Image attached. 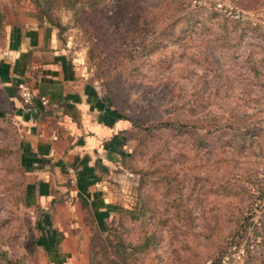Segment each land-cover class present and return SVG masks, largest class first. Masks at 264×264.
I'll list each match as a JSON object with an SVG mask.
<instances>
[{
  "label": "rangeland",
  "instance_id": "1",
  "mask_svg": "<svg viewBox=\"0 0 264 264\" xmlns=\"http://www.w3.org/2000/svg\"><path fill=\"white\" fill-rule=\"evenodd\" d=\"M0 8V56L12 26L49 21L80 77L127 122L96 183L75 181L67 163L42 186L20 162L21 124L2 110L0 264H87L98 226L103 257L114 240L137 244L154 228V244L126 263L206 264L214 213L219 264H244L245 247L250 264H264V0H0ZM142 200L144 215L133 217L128 209ZM234 209L248 216L238 244L225 219Z\"/></svg>",
  "mask_w": 264,
  "mask_h": 264
},
{
  "label": "crops",
  "instance_id": "2",
  "mask_svg": "<svg viewBox=\"0 0 264 264\" xmlns=\"http://www.w3.org/2000/svg\"><path fill=\"white\" fill-rule=\"evenodd\" d=\"M21 79L34 93L26 105L16 91ZM39 96L47 97V103L40 105ZM34 104L39 110L32 119L26 108ZM2 110L12 111L13 118L21 124L19 128L27 140L22 141L20 162L24 168L40 172L36 179L42 186L56 172L62 174L67 163L74 170L75 181L81 179L88 186L96 183L97 171L106 166L105 152H110L112 136L127 125L125 120L113 117L97 92L80 77L49 21L11 27L6 50L0 56ZM49 164L53 172L45 168ZM41 193L47 194V189L42 188Z\"/></svg>",
  "mask_w": 264,
  "mask_h": 264
},
{
  "label": "trees",
  "instance_id": "3",
  "mask_svg": "<svg viewBox=\"0 0 264 264\" xmlns=\"http://www.w3.org/2000/svg\"><path fill=\"white\" fill-rule=\"evenodd\" d=\"M212 15V13L210 14ZM209 15V17H211ZM1 8H0V23H1ZM174 22V21H173ZM183 31V29H182ZM170 34H173L172 31H169ZM2 115V112H0V116ZM114 115V112H113ZM115 118H122L121 115H114ZM126 118V117H123ZM131 122L129 118H126ZM224 188V187H223ZM225 189V188H224ZM141 198V197H140ZM146 210L145 202L142 200L141 203L138 205V208L136 209H128V212L133 216H143L144 212ZM218 215L212 214V220L211 218H207V223L212 221V232L216 236V241L212 243V260L206 264H219L221 252L225 250V245L218 244V240H220L223 234L220 226L217 225V222L219 219H215ZM226 222L231 223L230 230L228 229L230 239L233 241V244H238V238L244 235L245 228L247 226V215H243L242 212H238L237 209L232 210L230 213H227L226 216ZM99 228H96V230L92 233L90 239H89V248H88V262L87 264H128L125 262V259L127 256L132 255L134 249L142 250L146 248L148 245L154 244V242L157 239V233L155 232L154 228H149L147 232L142 237V240L137 244H131L128 241H124L121 238H118L112 242L111 246V252L112 256L103 257L102 254L99 252V244L96 241L97 239H100L104 241L105 239L108 240V238L105 235L102 234V228L98 226ZM110 244V243H109ZM106 250V248H105ZM245 253V260L244 264H250L251 258L253 255L250 253L249 249L247 247L244 248Z\"/></svg>",
  "mask_w": 264,
  "mask_h": 264
},
{
  "label": "built area",
  "instance_id": "4",
  "mask_svg": "<svg viewBox=\"0 0 264 264\" xmlns=\"http://www.w3.org/2000/svg\"><path fill=\"white\" fill-rule=\"evenodd\" d=\"M16 91L21 103L24 105L29 104L34 96L31 86L25 80L22 79L17 81ZM38 100L40 105H44L47 103V97L39 96ZM51 137L55 138V135H52ZM68 169L71 170L70 167H68Z\"/></svg>",
  "mask_w": 264,
  "mask_h": 264
},
{
  "label": "water",
  "instance_id": "5",
  "mask_svg": "<svg viewBox=\"0 0 264 264\" xmlns=\"http://www.w3.org/2000/svg\"><path fill=\"white\" fill-rule=\"evenodd\" d=\"M26 110L29 112V115L32 119H34V117L36 116L38 110H39V107L37 104H34L28 108H26Z\"/></svg>",
  "mask_w": 264,
  "mask_h": 264
}]
</instances>
